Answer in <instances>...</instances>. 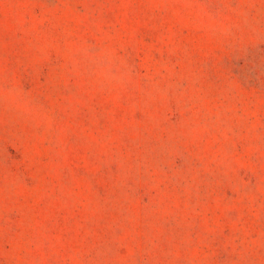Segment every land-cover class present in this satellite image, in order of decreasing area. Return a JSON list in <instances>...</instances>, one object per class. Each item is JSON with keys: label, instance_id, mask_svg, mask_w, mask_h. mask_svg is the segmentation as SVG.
Masks as SVG:
<instances>
[{"label": "rangeland", "instance_id": "374dc122", "mask_svg": "<svg viewBox=\"0 0 264 264\" xmlns=\"http://www.w3.org/2000/svg\"><path fill=\"white\" fill-rule=\"evenodd\" d=\"M0 264H264V0H0Z\"/></svg>", "mask_w": 264, "mask_h": 264}]
</instances>
